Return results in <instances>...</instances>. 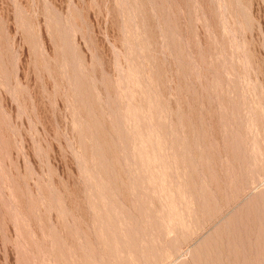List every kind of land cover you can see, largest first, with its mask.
<instances>
[{
	"label": "rangeland",
	"instance_id": "rangeland-1",
	"mask_svg": "<svg viewBox=\"0 0 264 264\" xmlns=\"http://www.w3.org/2000/svg\"><path fill=\"white\" fill-rule=\"evenodd\" d=\"M0 264H264V0H0Z\"/></svg>",
	"mask_w": 264,
	"mask_h": 264
}]
</instances>
